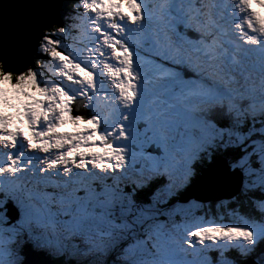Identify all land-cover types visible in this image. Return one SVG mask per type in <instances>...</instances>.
Instances as JSON below:
<instances>
[{
	"label": "snow or ice",
	"instance_id": "6c2138e0",
	"mask_svg": "<svg viewBox=\"0 0 264 264\" xmlns=\"http://www.w3.org/2000/svg\"><path fill=\"white\" fill-rule=\"evenodd\" d=\"M23 8L0 19V264H264V0Z\"/></svg>",
	"mask_w": 264,
	"mask_h": 264
},
{
	"label": "water",
	"instance_id": "95a60500",
	"mask_svg": "<svg viewBox=\"0 0 264 264\" xmlns=\"http://www.w3.org/2000/svg\"><path fill=\"white\" fill-rule=\"evenodd\" d=\"M28 0H0V19L15 20L24 11L23 6ZM25 59H29L30 56H25ZM224 191V190H223ZM218 193V195H224V192Z\"/></svg>",
	"mask_w": 264,
	"mask_h": 264
},
{
	"label": "bare ground",
	"instance_id": "6f19581e",
	"mask_svg": "<svg viewBox=\"0 0 264 264\" xmlns=\"http://www.w3.org/2000/svg\"><path fill=\"white\" fill-rule=\"evenodd\" d=\"M233 189H234V185L233 186H228V187H226L225 189H224V195L226 196V192H229V193H231L232 191H233Z\"/></svg>",
	"mask_w": 264,
	"mask_h": 264
},
{
	"label": "rangeland",
	"instance_id": "374dc122",
	"mask_svg": "<svg viewBox=\"0 0 264 264\" xmlns=\"http://www.w3.org/2000/svg\"><path fill=\"white\" fill-rule=\"evenodd\" d=\"M221 193V192H220ZM230 193L229 192H226V197L229 195ZM217 195H218V193H217Z\"/></svg>",
	"mask_w": 264,
	"mask_h": 264
}]
</instances>
